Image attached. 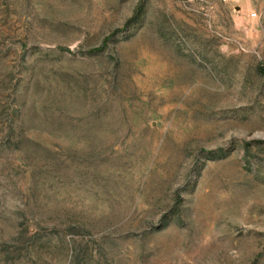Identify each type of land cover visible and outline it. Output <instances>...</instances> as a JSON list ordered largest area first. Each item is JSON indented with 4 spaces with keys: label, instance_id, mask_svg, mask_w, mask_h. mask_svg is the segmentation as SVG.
<instances>
[{
    "label": "rangeland",
    "instance_id": "374dc122",
    "mask_svg": "<svg viewBox=\"0 0 264 264\" xmlns=\"http://www.w3.org/2000/svg\"><path fill=\"white\" fill-rule=\"evenodd\" d=\"M0 264H264V0H0Z\"/></svg>",
    "mask_w": 264,
    "mask_h": 264
},
{
    "label": "trees",
    "instance_id": "16d2710c",
    "mask_svg": "<svg viewBox=\"0 0 264 264\" xmlns=\"http://www.w3.org/2000/svg\"><path fill=\"white\" fill-rule=\"evenodd\" d=\"M98 51H93L92 53H97Z\"/></svg>",
    "mask_w": 264,
    "mask_h": 264
},
{
    "label": "built area",
    "instance_id": "2783aa9c",
    "mask_svg": "<svg viewBox=\"0 0 264 264\" xmlns=\"http://www.w3.org/2000/svg\"><path fill=\"white\" fill-rule=\"evenodd\" d=\"M223 2H226V0H222Z\"/></svg>",
    "mask_w": 264,
    "mask_h": 264
}]
</instances>
